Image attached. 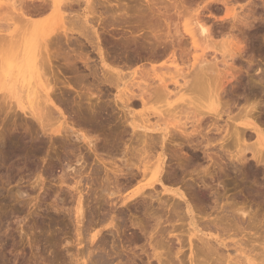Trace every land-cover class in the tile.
I'll list each match as a JSON object with an SVG mask.
<instances>
[{
    "label": "rangeland",
    "instance_id": "rangeland-1",
    "mask_svg": "<svg viewBox=\"0 0 264 264\" xmlns=\"http://www.w3.org/2000/svg\"><path fill=\"white\" fill-rule=\"evenodd\" d=\"M7 1L9 2L7 3ZM15 1L11 0V2H14L15 4L14 8H16V10L17 7L18 8L21 7L22 4L26 5V7L28 5V9L25 8L26 11L24 10L23 12L22 9L25 6L23 8L22 7L19 8L22 10V11L20 10V12L23 13L22 14L20 12L18 13V11L16 12L15 9L12 7L13 9L11 8V12L14 14L12 16L10 9L7 8L8 5H11L10 0H0V13L2 14L0 16L2 18L6 17L7 19V23L6 21H3L6 19H2L3 21L2 23L0 21L1 26L2 25L4 26L0 28L2 29L7 28V30L9 29L8 31L11 32L14 31V33L15 31H20L21 33H24L25 31L30 33H35L39 40V42L37 43H40V41L41 42L44 41L46 43V46H48L47 49L50 48V51L48 49L47 52L48 55L51 54L50 52H53L54 56L52 54L50 55L52 59L49 58L50 56H48L49 63H47L48 65L46 64L47 66H45V73L47 74L46 77L48 78L50 85L52 86V89H54L53 90L54 92H52L51 94V98L53 102L54 101L57 102L54 103L59 109V111H61L62 114L64 113L63 117L61 118V116L59 115V111H57L58 109L52 108L53 118L55 119L59 118L60 122L63 121L64 126L68 128L70 132H68L66 128L65 130L68 132V134H72V135H68V134L65 135V133L63 132L62 135L59 137L54 136L52 138H49L48 136L42 133L41 128L38 125L37 121H35L28 114L21 112L19 109L15 107V100L11 99L9 101L6 99L7 101L5 100L2 103L1 101L2 93L0 92V105H1L0 107V264H46L48 257L51 256L53 260L54 258H57L54 260L55 263L53 264H65V263L67 264L68 263L67 258H69L70 255H73L74 257L78 256V259L83 257V254L86 253L85 249L88 245L87 238H89L94 233H98L96 237L97 239H95L96 240L95 241L96 245H94L96 246L95 248L99 247L98 249H103L105 247L106 248L105 251L111 253L112 250L113 253L114 252L113 250H115L116 253L119 251V254L121 255H125V253L127 254V252L130 250L131 252L137 251L138 253L140 252V247L145 242V238L142 236L144 234L141 235L136 227L133 228L132 226L130 227V225L133 223H140L143 225L148 224L146 227L148 229L147 231H149V229L151 230V228H153L154 222H156L158 219H159L158 221L161 222L162 227L169 226L170 225L168 223L169 221H172L171 224L174 223L173 225L176 226L175 228H177L176 231L178 230L177 232L175 231L176 233L174 234L179 236L180 240L184 239L183 251L185 252V257L187 258L189 255L188 235H189V229L191 230V227H189V223H188L189 220L186 218L187 215H186L184 201H186L190 205L192 210V216L194 218V222L196 220L195 223L198 229L199 230L203 229L202 230L203 232H210L213 235L219 237L220 239L222 240L224 239V243L227 247V248L225 247L223 248L222 246H218L211 241L212 247L214 245L215 248V249L212 248L214 249L212 255L211 254L209 255L207 253L208 257L201 256L200 260L198 262L196 261V264H223L225 263L224 261H226L225 257L229 255V253L230 255L228 256L229 258L227 259V261L231 262L230 259L238 255L236 254L235 256H231L233 255V252L237 247L236 244L233 245L236 242L241 244V247L246 246L245 248H242L243 250L246 251L248 249L247 252L248 251L250 252L252 250L251 252L253 253H251V255H258L259 253H261V250H264L263 249L264 248V193H263L264 192V171H263L264 161H261L259 163L253 161L250 153L251 152L250 149L246 150L245 152L246 155L245 161L235 162L234 161L235 159L232 160L229 157L230 154L232 156L235 154L234 152H236L234 151L237 149L236 146L237 143L235 139L234 138L228 139L226 140L227 142L225 141L226 142L225 144L222 143L221 141H218L220 139V136H216L217 138L215 137V135L218 134L220 135V132L222 133L223 132L222 130L225 129H228L229 133L231 134L233 123L231 121L230 123L229 120L227 121L226 115L224 114L222 115L221 118L217 119V125L221 126L219 133L217 132L210 133L207 130H204L206 128L203 127H207L208 125L211 124V123L209 124L208 123L209 121L207 120L208 119L210 121L214 120V118L211 120V116H210L211 114L205 116L207 117L206 118L207 120L205 119L204 121L202 132L205 133L207 131L206 132L207 138L210 137L209 134H213L211 135L213 136V138L211 137V139H209V143L212 144L208 146L207 144L209 143H206L207 141L205 137L203 139L200 138L202 136H198V138L195 139L193 138L192 142H189V138L187 139L184 138V136L182 137V135L180 133H177L176 130L173 131L172 130L173 128L172 129L170 128L171 127V123H170L168 125L169 131L171 130V133L173 135L169 133V135L171 136L169 137V135H167L165 137L166 140L163 144V152L165 156L163 158V168L160 174V182H153L152 185L146 186V183L148 182L149 178H146V180L144 181L141 180L142 182H139V180L141 179L140 174L136 175V170L134 168L131 169L133 172L129 169L128 171L127 168H125L124 165L125 163L123 161L128 159L130 156L129 153L128 154L126 153L127 147L128 149H130L129 152L131 151V149L139 147L135 150L137 151L138 149H140V146L142 148L144 144L147 143H142L143 141L141 142V140L144 139H140L139 141L140 143L137 142L138 141L137 135H134L136 136L137 138L136 139L131 133V128L128 125L129 122L126 123L125 121H123L125 122L124 124L121 121L124 120L123 118L124 116L121 110L122 104L121 102L118 101L117 98L121 97L120 95L123 96L121 92L126 94L127 89H129V91L135 90L134 93H137L138 92L136 91L138 90L137 86H132V84L135 85L137 84V82L139 83L140 81L143 84L142 80L139 79L144 78V81L145 80L147 81V79H149V81H153L157 79V76L161 77V74L162 77H169L166 75H170V76L176 75L174 72L177 69H183L184 71L183 72L180 71V74L184 76L186 75L185 80L188 81L189 84L191 85V86L189 85V87H191L189 88L190 90L188 88L185 91L183 90L184 92L183 91L182 92L184 94L181 92L180 94H183L181 97L178 96L174 98L171 97L170 98L171 101H169L170 99L164 102L163 101L159 102L154 100L153 103H151V105H148L145 108L147 112L148 111L152 112L158 109L160 110L162 108H165L163 107V105L165 106V103H171L173 106L177 104L178 106L177 105L176 106L178 107V109L181 107V105L184 108L188 106L186 110H188L189 113L191 112L196 113L199 111V109L203 112H206V110L210 109L212 105H214V101L212 100L213 97H210L208 95L212 96V94L216 92L217 89L216 85L218 84L217 86L219 88L217 91L219 92L216 93L217 95H219L218 99H219V104L221 105V106L219 105L221 108L219 107L218 110L224 111L226 108H228L226 106L229 105V110L227 109V111L228 112L230 111L229 116L231 118L238 117L239 115H242L246 112H249V110H251V112L248 113L250 114L249 118L251 117L250 119L261 130H263L264 129V89L262 88H264V84H263L264 83V0H201V1L200 0H153L154 2H156L155 7L151 6L148 8L146 7V3L148 0H89V3L87 5L89 6L88 9H86L87 6L84 3L82 4L83 0H81V2L78 0L79 1L78 4L80 5L81 3L80 5L81 7L79 6V9L81 10L83 9V10L79 11V9H77L78 7L76 6L77 4L75 3L73 7L76 10V12L74 9H73L74 11L72 12L69 8L68 9L70 11L66 9L67 8L66 4H69V2H66L65 0H58L59 7L58 9L55 10L51 8L49 9V7L47 10L44 9L48 6L47 3H49V1L46 0L45 2L47 3L45 5L46 7L44 8L40 7L41 4L44 3V0H42V2H40L41 0L40 1L38 0L40 3L38 1H35L37 3H32L34 2V0L33 1L31 0L30 2L31 4H33L32 6H29L31 5L30 2H28L29 0L27 1L25 0L26 1L25 3H23L22 0H18L19 4L18 2ZM64 1L66 8L64 7V5L61 6L62 2L64 3ZM20 2L22 3L20 4ZM104 2L106 5L104 4ZM171 2H178V3L183 2L182 4L184 5V7L182 8L184 9H182L179 6L180 8H178V10L180 9L179 12L182 13L181 16H179L178 18L175 15L176 10L174 9L171 10V8L167 7V5L169 6V3ZM16 3L18 4L17 7H16L17 5ZM38 3H39L38 6L35 5ZM97 3L98 4L100 3V5L104 4V6L106 7L104 6L102 7V5L100 7V5H98ZM36 6L42 8V10L36 8ZM42 6H44V4H42ZM225 6L226 7L229 6L228 7L229 9H227ZM230 7L232 11H230ZM167 8H169V10ZM27 10H30V12L26 13L28 12ZM88 10L91 11L88 12ZM155 10L160 12V14L157 13ZM151 11L152 13H150ZM225 11L228 12L229 14H226ZM3 13H5V15ZM153 13H155L157 17L160 16V18L163 17L161 16V14H163L164 15L163 19H165V15H166L165 13H167L166 17L167 16H171V18L173 17L171 21L170 31L164 27L165 24L163 23V19H162V23L157 22L158 20L160 21V19L159 18L157 19V17ZM26 14H28L29 16ZM80 14L82 15L80 16ZM7 15L9 16L7 17ZM10 15L12 16V18H10L11 17ZM18 15L21 16L20 17V19H22L21 22L19 18L16 19L17 17H19ZM63 15H65L66 18ZM76 15L79 16V17L77 16L78 21L73 18ZM143 15L144 17H142ZM195 15L196 16L199 15L201 19L198 16L197 18L200 19L198 20L197 18H195L196 17ZM234 15L236 16L235 18H233ZM14 16L16 18H14ZM80 17L81 18L83 17L81 21H79ZM146 17H150V18H146ZM68 18L70 22L66 21L68 20ZM140 18H143L144 20ZM70 19H74L73 23L75 25L81 26V31H80L81 36L87 33L86 36L89 38L91 43L88 42V40H85L84 37L81 38L80 35L78 36L77 33L78 30H80V27L77 30L76 27L73 26L74 24H71ZM83 20H87V21L85 22ZM147 20H148V24L149 22L154 21L153 24L159 26L160 28L155 25H152V23L151 25L149 24L150 26L146 23H143L144 21L146 22ZM10 21L12 22L11 24ZM65 21L67 22V24L65 23ZM82 21L83 23H86L87 26L85 27L87 29L83 27L84 25H81L83 24ZM197 21L201 22L200 25H202L203 23L204 26L205 24V27L208 28L206 29L210 32V33L208 32V35L210 34L208 37L210 38L206 39L207 37H205L206 41L204 37L198 36L199 34L194 28V25H196L195 22ZM78 22H81V24ZM8 23H9V28H8ZM87 23L89 24V26ZM13 24L14 27L12 26ZM24 24L30 25V26L28 25L29 26L28 30L26 28L27 25L23 26V28L21 27ZM63 26L66 27L65 30L69 31L68 33V35H70L69 39L68 36L67 38L62 36L63 33L62 30L64 31ZM152 26H155V28H153ZM12 27L13 29L10 30ZM83 28L87 30V31L85 30L86 32L84 34H82L84 31L82 30ZM90 28L93 30L92 32ZM190 28L191 29L194 28L193 29L194 33L196 32L198 34L195 36L197 39L194 38V40H196L194 41L195 44H192L188 37V32L192 31ZM22 29L24 30L23 32ZM57 29L58 31L56 32ZM70 29L71 30L74 29V31H70ZM174 31H176L177 34H183L184 36L183 37L184 44L181 45L180 48V50L182 51L183 62L177 59L175 64H172L171 60L173 61V58H171V50H172L171 36L174 34ZM93 32L99 34L98 36H100L99 37L100 40L102 39L101 41L103 45V51L104 53H107L104 55H108L107 57H105V62H104L106 64L105 67H103L98 55L96 54L97 53L96 49L93 48L95 46L93 45L95 41L92 40V38L93 39L95 38L93 36L94 35ZM5 33H4V37L7 36L8 34L7 32ZM57 33L58 35L61 34L60 36H62V38L58 36L60 39V40L58 39L59 42L58 40L56 42L55 39L57 37L55 38V36H53V35L57 36ZM154 33L155 36H158V39L160 38L159 43L161 45L157 42L159 40L156 37H155L156 38L155 41L154 39H152L154 38L153 36ZM1 34L3 35V33H0V40H2L3 42L0 41V45L3 43L1 46L2 48L5 49L7 45L4 44L6 42L8 44L7 40L9 39H5V40L1 39ZM146 36H148L149 38ZM50 37L52 38L49 39ZM63 37L66 39H64ZM163 38L166 40H162ZM126 40L127 41L129 40L130 42L128 41L127 44ZM147 43L151 44L149 45L151 47H149ZM123 44L124 46H122ZM10 45H8V47H10ZM129 45L132 46L130 47ZM206 45L210 46V49L206 50V52L203 53V55L205 54V57H203L201 49ZM237 45H238L237 49L236 47L234 48V46ZM142 46L144 49L142 48ZM2 48H0V51L3 50ZM70 50L71 51L74 50L75 53L73 51L71 52ZM180 50L178 48H175V51H177L178 53H180ZM238 50H240L241 52H238ZM149 51L150 52L153 51V54L156 55L155 56L151 55ZM63 52H67L66 54L68 55L71 54L73 57H75L76 66L73 63H70L74 65V66L72 65L73 67H71L70 64L63 61L61 56L63 55ZM57 53L61 56V58L59 57V55L57 56ZM55 57L57 58V60L54 59ZM202 57L205 58V60L207 59L206 62L210 63V66L213 62L211 67L213 69L207 67L208 63L207 65L202 64L203 66H205L204 67L205 69L203 68L205 71H203L202 69L203 66L201 67V70L203 71V72L201 71L203 77L205 74L208 77V78L205 77L207 81L202 77V75L200 78L204 79L203 80L204 86L207 85V87L210 88L213 85L212 89L214 92L210 91L211 89L209 88L207 89L206 86L204 88L203 83L201 85H198V81H200L198 77L200 76L201 72L197 70L199 69L198 67L200 66L199 64L201 62L200 60L203 59ZM77 58L79 60H77ZM195 58L197 59L194 60ZM84 60L87 61L85 62ZM197 64L199 66L196 67ZM175 66L177 67V69L175 68ZM193 66L196 68L194 69ZM164 67L165 69L168 68L170 70L168 69L165 70L163 69ZM159 68L162 69L160 70ZM173 68H175L176 70H174ZM206 68L207 69L210 68V69L207 70ZM156 69L160 71L158 72ZM192 69L194 71L196 70V72H194ZM107 70H108V74H107ZM153 70H155V72ZM145 71L149 72L150 74L147 73L146 75ZM161 71L163 73L159 74ZM167 71H170L171 73ZM103 73L104 76H107L108 79H110L109 81L110 83L106 84L103 82V77H102ZM151 73H153V75H151ZM196 73H198L199 76ZM90 75H92L93 77ZM111 75H113V77ZM115 75L116 77L117 75H119L122 81L119 78L116 80ZM146 76H148V78ZM227 77L229 78V80L231 78L230 81L228 80L229 82L228 81L226 82V80L228 79ZM21 78L22 77L19 78L18 82L16 83V86L14 87L15 89L14 95L16 96L17 99H19V101H21V103L24 104V102L26 103V99H25V91L22 88ZM181 78L178 77L177 79H180V82H182ZM192 78L197 81V85L199 86L197 88L198 90H196L195 88L197 86L195 85L196 83L193 84V82L196 81H194ZM213 78H215L216 80ZM76 79L77 80L79 79L80 82L77 81ZM99 79L101 80V82H99ZM115 80L118 82L117 85L115 84L118 87L114 85V83H117L115 82ZM190 80L192 81V83L190 82ZM219 81L221 82L220 84ZM74 83L78 85H75ZM192 85L194 88L192 87ZM220 85H222V87ZM16 87L18 88L17 90ZM124 87L125 88L128 87V88L125 89ZM172 88L173 86L170 87V89ZM201 88H203L204 91H202ZM248 88L254 93L251 92L250 95V90ZM206 89L207 92L203 93L205 92ZM208 90L210 91L211 94L208 92ZM247 90L249 91V94ZM129 91L127 90V92ZM117 95H119V97ZM231 95H233L234 97ZM206 96H208V98L210 97V99H207ZM56 99H58L59 101ZM229 103L233 106H231ZM95 105L96 106L99 105V107L104 106V109L106 107L107 110H105V112L108 113L110 117L114 118L113 121L114 123L111 122L110 125L107 126V128L106 127L101 128V131L95 134L89 135L86 134L85 130H81L82 133H85L87 136L89 135L90 136L89 138L92 139V143L96 145L97 152H95L94 154L93 151L90 150L87 145H85V143L76 140L75 136L78 135L80 132H78V134L76 133V131L79 128L74 125V120L76 119L77 110H79L80 108L87 110L88 108H94L93 106ZM10 106H12L11 109ZM64 106L67 107L65 108ZM132 107L131 106L130 108L128 107L129 109L127 110L128 111L131 110V112L134 114V117L138 116V118L142 120V118H140L139 115L143 111V109L139 105ZM183 107H181L180 109H182ZM13 108L14 111H12ZM246 108L247 110H245ZM241 111H243L244 113ZM183 116L184 115H181L180 118L183 119ZM134 117H132V120L130 118V121L133 122L134 120V123H136V125H142L141 123L142 121L140 122L141 123L140 124L139 122H136L137 119L136 118L134 119ZM184 117L186 118L187 116ZM55 119H53V122L55 121ZM149 119H150V123H152L155 122L157 118L155 115H150ZM225 121L228 124L225 123ZM166 122L168 123L170 121H166ZM182 122L188 124L190 123V120L183 119ZM206 122L208 123V125L205 124ZM227 125H229L231 129H229ZM238 127H239L238 130L240 129L241 132L242 130L245 131L246 129L245 131L246 133L244 132V134H246L247 137L250 135L252 136L251 137L252 139L251 138L246 139L247 144H252L255 141L253 131H250L248 128H244L241 126ZM186 128H187L186 133H189V131L191 130L190 124L186 125ZM248 133L250 135H248ZM152 137L155 138V140L159 138L158 134L156 133L153 134ZM214 138H216V140L212 141V139ZM130 139L131 141H129ZM241 141H240V145L242 144ZM129 142H131L132 144ZM232 142L234 144V147ZM203 143L204 144L206 143V146ZM219 143L220 145L223 144L222 146L224 147L228 146L229 148L225 147L226 148L225 149L223 147L224 148V152H223L222 148L219 147L220 146ZM136 144L139 146H137ZM104 145H106L107 147L105 146L104 148ZM132 145H134L135 147ZM190 145L192 147H190ZM156 146L157 149L160 147L159 144H157ZM241 146L243 147V144ZM224 153L226 155H224ZM262 155L264 156V153H262ZM150 159L154 161V159L149 158V160ZM130 160L132 161V159ZM249 165L251 167H249ZM131 172L134 173L135 175L132 174ZM131 175L133 176L131 177ZM133 177L134 180H131L133 179ZM77 181H80L79 182L80 184ZM134 181L136 183H134ZM162 185L167 189H169V192H164L162 190L163 189ZM141 186L142 188L144 187L141 191L144 192L143 193L144 196L142 195L140 197L139 194L132 196L124 203L116 205L115 208L113 207L114 203L113 204L110 203L112 200L114 202L115 200L114 198L117 199L118 196H126V197L131 196L132 194L136 193L137 189ZM107 190L110 191V193L107 192ZM77 192H80L81 194L82 211L84 216V217L82 216L81 219L82 221H80V225H77V222L75 221L76 218L74 215V208L76 206V202H77L76 200L78 198ZM173 192L181 193L184 196V200L181 199L179 196H175ZM151 194L153 195V199L147 197V195L150 196ZM156 195L158 196L156 197ZM104 196L106 197L105 199ZM108 196L110 198H108ZM106 200H108V203ZM172 205L174 206V208ZM171 207L173 208V210ZM175 211L178 212L174 213ZM237 211L239 213H241V211L244 212L245 216H242L241 218L240 215H238L239 213H237ZM154 212L155 214H153ZM162 213L165 214L163 215ZM116 216L118 217L117 220H116ZM228 216L230 217V219ZM111 219H113L112 223L115 224V226L118 225L117 227L120 226L119 228H121L122 230L124 229V231H121L119 233L120 234L119 236L117 235L115 236V234H111L108 231L110 230L109 229L110 225L108 222L111 221ZM219 219L222 220L220 221ZM234 221L236 224L234 223ZM210 223L212 224L214 223V224L210 225ZM201 224L202 227H200ZM216 224L218 225V227ZM224 224H226V226ZM236 225L237 226L239 225L238 226L239 228ZM77 226H80L82 229V230L80 229V234H81L80 236L82 238L80 236L78 237L77 235L78 234L76 232ZM215 226L217 228H220L222 226L220 228L221 230L220 229L218 230ZM87 227L88 229H86ZM87 230L89 231V233ZM86 232L89 235H87ZM220 232H224V233L226 232V233L221 234ZM130 234L131 235L136 234L139 235L140 237L142 236L143 239L141 238L142 240L140 242L133 244L131 243L132 245L131 244L128 245L126 239L130 238L131 236ZM198 234L200 233H196L197 237ZM252 234L253 236H251ZM145 235L144 236L147 237V233ZM197 237L195 235L191 237L193 249H195L194 248L195 246L200 245L199 244L200 242L197 240L198 239ZM249 237L250 240H248ZM77 239L79 241H77ZM100 239L101 240L103 239V241L101 242ZM117 241L118 243H116ZM79 242L81 244H79ZM120 242H122V245L121 244L117 245ZM112 244L114 248L112 247ZM175 246L176 248L178 247L177 244ZM111 247L113 249H111ZM95 248L92 247L90 249L91 258L89 259L86 258L87 261L88 260L89 261L88 262L86 261L87 263L85 262L84 264L94 263L95 259L92 258L93 257L92 250L94 254L95 252L98 251V250L95 251ZM123 248H125L126 251H124ZM222 253L224 255H222ZM54 254L57 255L58 257L55 256ZM216 258H218V260ZM254 258H256V256ZM92 259H94V261ZM236 259L237 258H234L235 261H237ZM218 261L220 263H218ZM240 262L241 263L239 264H242V261ZM78 263L81 264V261ZM236 263L238 264V262Z\"/></svg>",
    "mask_w": 264,
    "mask_h": 264
},
{
    "label": "bare ground",
    "instance_id": "bare-ground-1",
    "mask_svg": "<svg viewBox=\"0 0 264 264\" xmlns=\"http://www.w3.org/2000/svg\"><path fill=\"white\" fill-rule=\"evenodd\" d=\"M13 1V0H12ZM15 1V0H14ZM27 1V0H26ZM25 0H22V2L23 3H25L26 2ZM31 0H29L28 2H30ZM33 1V0H32ZM35 1H38V0H34V2H32V3H37V2H35ZM40 1V0H39ZM38 1V2H39ZM46 1H49V3H50V0H46ZM65 1L66 2H69V4H66L67 5V8H66V5H65ZM64 1V3L62 2V4H61V6H63L64 5V7L66 8V9H70L71 10V12L72 11H74L75 9H74V5H75V3L77 4L76 6L78 7L77 9H79V6L81 5V3H80V5L78 4V2L80 1L81 2V0H65ZM84 1V2H83ZM82 1V4L84 3L86 6L88 5V3H89V0H83ZM201 1V0H200ZM9 1H7V3H8ZM10 2H11V0H10ZM15 2H18V0H16ZM22 2H20V4L22 3ZM28 2H27V4H28ZM40 2H42V0L40 1ZM39 2V3H40ZM98 2V1H97ZM108 2V1H107ZM39 3L38 4H35V5H39ZM46 3L47 2H45V0H44V3H42V4H44V6H42V4H41V6L40 7H42V8H44V7H46L45 5H46ZM49 3H47V7L46 8H44L45 10H47L48 9V7H49V9L51 8V9H58V0H51V3L49 4ZM74 3V4H73ZM102 3V2H101ZM109 3V2H108ZM183 3V2H182ZM181 2L180 3H178V2H171V3H169V6L167 5V7H169V8H171V10H176V16H177V18L179 17V16H181V13L182 12H179V10H178V8H182V7H184V5L182 4ZM17 4V3H16ZM18 4H19V2H18ZM18 4L16 5V7L18 6ZM30 4H31V2H30ZM98 4V3H97ZM104 4H105V2H104ZM104 4L102 5V7L104 6ZM110 4H111V2H110ZM109 4V5H110ZM14 2H11V5H8L7 6V4H6V6H7V8L8 9H10V12H11V8L13 7L14 8ZM33 4H31V5H29V6H32ZM98 5H100V3L98 4ZM97 5V6H98ZM101 5H100V7H101ZM106 5V4H105ZM155 5H156V2H154L153 0H148L147 1V3H146V7L148 8V7H151V6H154L155 7ZM226 5V4H225ZM25 6V7H24ZM36 6V8H38V9H40V10H42V8H40V7H37ZM83 6V5H82ZM112 6V5H111ZM180 6V7H179ZM235 6V5H234ZM23 9V12H24V10L26 11V9H28V5H27V7H26V5H24V4H22V6H21ZM21 7H19V8H21ZM81 7V6H80ZM93 7V6H92ZM104 7H106V6H104ZM121 7V6H120ZM166 7V6H165ZM164 7V8H165ZM226 7V6H225ZM229 7V6H228ZM228 7H226L227 9H229ZM236 7V6H235ZM12 8V9H13ZM18 7H17V10H16V8H14L15 9V11L17 12L18 11V13L20 12V10L21 9H19ZM26 8V9H25ZM36 8H35V10H36ZM61 8V7H60ZM83 8V7H82ZM89 8V6H87V8L86 9H88ZM95 8V7H94ZM110 8V7H109ZM169 8H167L168 10H169ZM190 8V7H189ZM225 8V9H226ZM30 9V8H29ZM32 9V8H31ZM43 9V10H44ZM63 9V8H62ZM66 9H65V11H66ZM68 9V11H70ZM74 9V10H73ZM90 9H91V6H90ZM145 9V8H144ZM166 9V8H165ZM182 9H184V8H182ZM237 9V8H236ZM21 10V11H22ZM33 10V9H32ZM64 10V9H63ZM81 9H79V11H80ZM83 10V9H82ZM81 10V11H82ZM95 10V9H94ZM98 10V9H97ZM108 10V9H107ZM112 10V9H111ZM139 10V9H138ZM142 10V9H141ZM168 10H166V11H168ZM196 10V9H195ZM200 10V9H199ZM28 12H26V13H29L30 12V10H27ZM67 11V12H68ZM79 11H78V13H79ZM89 11H91V10H88V12ZM104 11V10H103ZM113 11V10H112ZM140 11V10H139ZM138 11V12H139ZM143 11V10H142ZM156 11V10H155ZM178 11V12H177ZM227 11V10H226ZM225 11V12H226ZM230 11H232L231 10V7H230ZM229 11V12H230ZM32 12V11H31ZM38 12V11H37ZM59 12V11H58ZM66 12V13H67ZM75 12H76V10H75ZM144 12V11H143ZM149 12V11H148ZM157 13H159L160 14V12H158V11H156ZM191 12V11H190ZM7 13V12H6ZM12 13V12H11ZM20 13H22V12H20ZM40 13V12H39ZM42 13H43V11H42ZM44 13H45V11H44ZM74 13V12H73ZM72 13V14H73ZM77 13V14H78ZM95 13V12H94ZM93 13V14H94ZM142 13V12H141ZM150 13H152V11L150 12ZM198 13V12H197ZM199 13H201V12H199ZM4 15H5V13H3ZM23 14V13H22ZM32 14V13H31ZM30 14V15H31ZM63 14V13H62ZM71 14V15H72ZM76 14V13H75ZM74 14V15H75ZM89 14H91V13H89ZM106 14V13H105ZM104 14V15H105ZM144 14V13H143ZM153 14H155V13H153ZM166 15H167V13H165ZM193 14V13H192ZM226 14H229L228 12H226ZM234 14V13H233ZM237 14H239V13H237ZM0 15H2L1 13H0ZM14 14L12 13V16H13ZM16 15V14H15ZM26 15H28V14H26ZM70 15V14H69ZM79 15V14H78ZM78 15H76V16H74L73 18L74 19H76L77 20V16ZM82 14H80V16H81ZM102 15V14H101ZM142 15V14H141ZM140 15V16H141ZM166 15H165V19H163V17H164V15L163 14H161V16H163L162 18H160V16L159 17H157V15L155 14V16L157 17V19L159 18L160 19V21L158 20L157 22H160V23H162V19H163V23L166 25H164V27L165 28H167L169 31H170V26H171V21H172V19H173V17L171 18V16H167L166 17ZM236 15V14H235ZM234 15V17L233 18H235L236 16ZM9 15H7V17H8ZM11 16V15H10ZM12 16L10 17V18H12ZM17 16V15H16ZM19 17H15L14 16V18H16V19H20V15H18ZM29 16V15H28ZM32 16V15H31ZM30 16V17H31ZM38 16H39V14H38ZM41 16V15H40ZM64 17H65V15H63ZM99 16V15H98ZM139 16V17H140ZM196 16V15H195ZM199 16V15H198ZM198 16H196L195 18H197ZM228 16V15H227ZM226 16V17H227ZM239 16V15H238ZM243 16V15H242ZM1 17V16H0ZM5 17V16H4ZM37 17V16H36ZM79 17V16H78ZM84 17V16H83ZM82 17V18H83ZM104 17V16H103ZM106 17V16H105ZM142 17H144V15L142 16ZM152 17V16H151ZM231 17V16H230ZM23 18V17H22ZM63 18V17H62ZM66 18V17H65ZM81 17H80V19H79V21H81V19H82ZM85 18V17H84ZM87 18H89V17H87ZM97 18V17H96ZM95 18V19H96ZM146 18H150V17H146ZM153 18V17H152ZM199 18H200V16H199ZM199 18H197L198 20H200ZM2 19H6V17L5 18H0V21H1V23L3 22V21H6V23H7V19L6 20H3L2 21ZM60 19V18H59ZM64 19V18H63ZM74 19H70L71 20V24H74L73 22H74ZM92 19V18H91ZM140 19H143V18H140ZM156 19V20H157ZM230 19H232V18H230ZM245 19V18H244ZM11 20V19H10ZM21 20L22 19H20V22H21ZM73 20V21H72ZM75 20V21H76ZM99 20V19H98ZM144 20V19H143ZM196 20V19H195ZM9 21V20H8ZM24 21V20H23ZM63 21V20H62ZM67 22H70L69 21V18H68V20H66ZM65 21V23L67 24V22ZM78 21V20H77ZM83 21H87V20H83ZM83 21H82V23H83ZM101 21V20H100ZM202 21V20H201ZM243 21V20H242ZM16 22V21H15ZM27 22V21H26ZM25 22V23H26ZM29 22V21H28ZM154 22V21H153ZM153 22H149V24L151 25V23H152V25H155V24H153ZM239 22V21H238ZM12 22L10 21V24H11ZM24 23V22H23ZM22 23V24H23ZM62 23V22H61ZM76 23V22H75ZM78 23H80L81 24V22H78ZM141 23H142V21H141ZM143 23H146V24H148V20L145 22H143ZM155 23H156V21H155ZM198 23H199V25H198ZM200 23L201 22H195V24L196 25H194V28H195V30L197 31V33L199 34H197L196 32L194 33V31H193V29L194 28H190L192 31H189L188 32V37H189V40L191 41V43L192 44H195V42L194 41H196V40H194V38L195 39H197L195 36L196 35H198L199 37L200 36H202V37H204V39H205V37H207L206 39H208V38H210V37H208L209 35H208V28L207 27H205V24H204V26H203V23H202V25H200ZM15 24V23H14ZM14 24L12 25L13 27H14ZM65 24V25H66ZM88 24V23H87ZM91 24V23H90ZM148 24V25H149ZM246 24V23H245ZM21 25V24H20ZM27 25V30H28V27L30 26L29 24H26ZM25 24L24 25H22L21 27L23 28V26H26ZM29 25V26H28ZM37 25V24H36ZM79 25V24H78ZM81 25H84L83 27H85V26H87L86 25V23H83V24H81ZM139 25H140V23H139ZM149 25V26H150ZM198 25V26H197ZM242 25V24H241ZM17 26V25H16ZM67 26V25H66ZM71 26V25H70ZM74 27H76V29L78 30L79 29V27H80V30H78V36L80 35V37L82 38V37H84V39L85 40H88V42H90V40H89V38L86 36L87 35V33L85 34V35H83V36H81V26L79 25V26H77V25H73ZM73 26H72V28H73ZM88 26H89V24H88ZM102 26V25H101ZM108 26V25H107ZM148 26V27H149ZM155 26H157V25H155ZM155 26H152L153 28H155ZM162 26V25H161ZM196 26V27H195ZM0 27H4L3 25L1 26V24H0ZM6 27V26H5ZM13 27L10 29V30H12L13 29ZM20 27V26H19ZM64 27V26H63ZM68 27V26H67ZM78 27V28H77ZM109 27V26H108ZM147 27V26H146ZM157 27H159V26H157ZM157 27H156V29H157ZM163 27V28H164ZM193 27V26H192ZM8 28H9V23H8ZM65 28L66 27H64V31L62 30V36H64V37H66L67 38V36H68V39H69V36L70 35H68V33H69V31L68 30H65ZM71 28V29H72ZM86 28V27H85ZM85 28H83L82 30H84L83 31V33L82 34H84L87 30V28L85 29ZM89 28V27H88ZM144 28V27H143ZM160 28V27H159ZM207 28V29H206ZM5 29H6V31H5ZM0 28V33H3V35L1 34V39H9V40H7L8 41V44H7V42L4 44V45H7V47L4 49V48H2V44L0 45V48H2L3 50H1L0 51V92L2 93L1 94V97H2V99H1V101H2V103H3V101H5L6 99L7 100H15V107L17 108V109H19L21 112H23V113H26V114H28L31 118H33L35 121H37V123H38V125L40 126V128H41V131H42V133L44 134V135H46V136H48L49 138H52V137H54V136H61L62 135V133L64 132L65 133V135H67L68 134V132H70L69 130H68V128H66L65 126H64V122L62 121V122H60L59 121V118L58 119H55V118H53V111H52V108H57V106L55 105V103H57V102H53V100H52V98H51V94H52V92H54L53 90L54 89H52V86L50 85V82H49V80H48V78L46 77V73H45V66H47L48 64L47 63H49L48 62V59L49 58H51L52 59V57L50 56L51 54L53 55V52H50L51 54L50 55H48V49H49V51H50V48H48L47 49V47L48 46H46V43L44 42V41H40V43H37V42H39V40H38V38H37V36H36V34L35 33H30V32H27V31H25L24 33H21L20 31H15V33H14V31H8L7 30V28ZM21 29V28H20ZM68 29V28H67ZM70 29V31H74V29L73 30H71ZM91 29V28H90ZM106 29V28H105ZM16 30H18V29H16ZM40 30V29H39ZM86 30V31H85ZM147 30H149V29H147ZM24 30L22 29V32H23ZM58 31V29L56 30V32ZM59 31H60V29H59ZM76 31V30H75ZM93 30L91 29V32H92ZM5 32H7L8 34H7V36H5L4 37V33ZM17 32V33H16ZM19 32V33H18ZM38 32V31H37ZM50 32V31H49ZM91 32H89V33H91ZM60 33V32H59ZM72 33V32H71ZM70 33V34H71ZM94 33V39L92 38V40H94L95 42L93 43V45H95L93 48L94 49H96V51H97V55H98V57H99V59H100V61H101V63H102V65H103V67H105L106 66V64L104 63L105 62V57H107L108 55H104V54H107V53H104V51H103V45H102V39L100 40V36H98L99 34H97L96 32H93ZM169 33V32H168ZM210 33V32H209ZM228 33V32H227ZM6 34V33H5ZM159 34V33H158ZM167 34V33H166ZM171 34V33H170ZM225 34V33H224ZM48 35V34H47ZM61 34H59L58 35V33H57V36L56 35H53V36H55V40H56V42H57V40L59 39V37L60 38H62V36H60ZM88 35H90V34H88ZM150 35V34H149ZM172 35V34H171ZM59 36V37H58ZM86 36V37H85ZM92 36V37H93ZM154 38H152V36H151V38L152 39H154V41L156 40V38L158 39V36H155V33H154ZM160 36V35H159ZM165 36V35H164ZM63 37V38H64ZM91 37V36H90ZM146 37H148V36H146ZM156 37V38H155ZM162 37V36H161ZM168 37V36H167ZM183 34H177V32L176 31H174V34L171 36V40H172V46H171V58H173V61L171 60V62H172V64H175V62L177 61V59L179 60V61H182V51L180 50V48H181V45H183L184 44V39H183ZM52 37H50L49 39H51ZM66 38H64V39H66ZM79 38V37H78ZM86 38H88V39H86ZM149 38V37H148ZM169 38V37H168ZM63 39V40H64ZM71 39V38H70ZM144 39V38H143ZM203 39V40H204ZM206 39H205V41H206ZM45 40V39H44ZM53 40V39H52ZM60 40V39H59ZM59 40H58V42H59ZM124 40V39H123ZM146 40V39H145ZM159 41H157L158 43L160 42V38L158 39ZM162 40H166V39H162ZM170 40V39H169ZM170 40V41H171ZM0 41H2V40H0ZM9 41H10V43H9ZM46 41H48V40H46ZM68 41V40H67ZM74 41V40H73ZM77 41V40H76ZM127 41V40H126ZM129 41V40H128ZM128 41L126 42L127 44H128ZM150 41V40H149ZM148 41V42H149ZM153 41V42H154ZM3 42V41H2ZM53 42H55V41H53ZM63 42V41H62ZM70 42V41H69ZM130 42V41H129ZM165 42V41H164ZM168 42V41H167ZM166 42V43H167ZM208 42V41H207ZM65 43V42H64ZM64 43H62V44H64ZM74 43V42H73ZM77 43V42H76ZM91 43V42H90ZM105 43V42H104ZM124 43V42H123ZM134 43V42H133ZM169 43V42H168ZM11 44V45H10ZM49 44V43H48ZM47 44V45H48ZM61 44V45H62ZM68 44H70V43H68ZM129 44H132V43H129ZM137 44V43H136ZM141 44H142V42H141ZM144 44V43H143ZM148 44V43H147ZM160 44V43H159ZM165 44V43H164ZM236 44V43H235ZM8 45H10V47H8ZM56 45V44H55ZM58 45V44H57ZM66 45V44H65ZM85 45V44H84ZM88 45V44H87ZM104 45H106V44H104ZM146 45V44H145ZM144 45V46H145ZM149 45H151V44H148V46ZM156 45H157V43H156ZM161 45V44H160ZM166 45V44H165ZM209 45V44H208ZM239 45V44H238ZM238 45L237 46H234V48L236 47V49H237V47H238ZM59 46V45H58ZM71 46V45H70ZM77 46V45H76ZM79 46H80V44H79ZM90 46H92V45H90ZM122 46H124V44L122 45ZM125 46H126V44H125ZM128 46V45H127ZM130 47L132 46V45H129ZM136 46V45H135ZM139 46V45H138ZM68 47H69V45H68ZM86 47V46H85ZM141 47V46H140ZM149 47H151V46H149ZM148 47V48H149ZM155 47V46H154ZM166 47V46H165ZM63 48V47H62ZM138 48V47H137ZM142 48H143V46H142ZM147 48V47H146ZM145 48V49H146ZM153 48V47H152ZM151 48V49H152ZM156 48V47H155ZM169 48V47H168ZM175 48H178L179 50H180V53H178L177 51H175ZM241 48V47H240ZM260 48V47H259ZM58 49V48H57ZM61 49V48H60ZM59 49V50H60ZM124 49V48H123ZM136 49V48H135ZM144 49V48H143ZM157 49V48H156ZM208 49H210V46H204L202 49H201V52H202V55H203V53H205L206 52V50H208ZM239 49V48H238ZM126 50V49H125ZM124 50V51H125ZM142 50V49H141ZM169 50V49H168ZM235 50V49H234ZM261 50V49H260ZM51 51H52V49H51ZM61 51V50H60ZM71 51V50H70ZM73 52H74V50H72ZM71 51V52H72ZM106 51V50H105ZM107 51H108V49H107ZM138 51V50H137ZM166 51V50H165ZM133 52V51H132ZM150 52V51H149ZM238 52H241L240 50H238ZM64 53H65V55H64ZM67 52H63V55H61L62 56V59H63V61L64 62H67L68 64H70V63H73L75 66H76V60H75V57H73L71 54L70 55H68V54H66ZM75 53V52H74ZM109 53H110V51H109ZM140 53V52H139ZM151 53V55H156V54H153V51H151L150 52ZM155 53V52H154ZM55 54V53H54ZM73 54V53H72ZM133 54V53H132ZM239 54V53H238ZM56 55V54H55ZM59 54L57 53V56H58ZM74 55V54H73ZM148 55V54H147ZM48 56H50L49 58H48ZM54 56V55H53ZM61 56L59 55V57L61 58ZM215 56V55H214ZM58 57V58H59ZM77 57H78V55H77ZM203 57H205V54L203 55ZM202 57V58H203ZM207 57V56H206ZM229 57V56H228ZM116 58V57H115ZM123 58V57H122ZM138 58V57H137ZM153 58V57H152ZM156 58V57H155ZM202 58H200V59H202ZM227 58V57H226ZM54 59H56L57 60V58L55 57ZM86 59V58H85ZM128 59V58H127ZM197 58H195L194 60H196ZM215 59V58H214ZM232 59V58H231ZM77 60H79L78 58H77ZM205 58H203L202 60H200L201 62L199 63L200 64V66L197 64L196 65V67L197 66H199L197 69V71H202L201 70V67L203 66L202 64H205V65H207V63L208 62H206L207 61V59L205 60ZM213 60V59H212ZM81 61H82V59H81ZM85 61V60H84ZM87 61V60H86ZM85 61V62H86ZM100 61H99V63H100ZM198 61V60H197ZM183 62V61H182ZM212 62V61H211ZM214 62H215V60H214ZM112 63V62H111ZM114 63V62H113ZM197 63V62H196ZM196 63H194V64H196ZM47 64V65H46ZM73 64H70L71 65V67H73L74 65ZM116 64V63H115ZM126 64V63H125ZM128 64V63H127ZM152 64V63H151ZM193 64V65H194ZM212 64H213V62H212ZM212 64H211V66H210V63H208V65H207V67H212ZM65 65V64H64ZM69 65V66H70ZM73 65V66H72ZM88 65V64H87ZM116 66V65H115ZM65 67V66H64ZM166 67V66H165ZM165 67L163 68V69H165ZM194 67V66H193ZM196 67H194V69L196 68ZM205 66H203L202 67V69L204 68ZM214 67H215V65H214ZM86 68V67H85ZM91 68H92V66H91ZM175 68L177 69V67L175 66ZM175 68H173L174 70H176ZM210 68H208V69H210ZM47 69V68H46ZM74 69V68H73ZM83 69V68H82ZM87 69V68H86ZM94 69V68H93ZM103 69V68H102ZM107 69V68H106ZM152 69H153V67H152ZM155 69V68H154ZM160 69V68H159ZM162 69V68H161ZM160 69V70H161ZM166 69H168V68H166ZM165 69V70H166ZM172 69V68H171ZM205 69V68H204ZM203 69V71H205ZM207 69V68H206ZM207 69V70H208ZM211 69H213V68H211ZM51 70V69H50ZM65 70V69H64ZM104 70V69H103ZM148 70V69H147ZM146 70V71H147ZM157 71H158V69H156ZM159 70V71H160ZM168 70H170V69H168ZM173 70V71H174ZM193 70V69H192ZM48 71V70H47ZM66 71V70H65ZM69 71H70V69H69ZM85 71V70H84ZM90 71V70H89ZM88 71V72H89ZM94 71V70H93ZM145 71V72H146ZM154 72H155V70H153ZM158 71V72H159ZM180 71H184L183 69H177L174 73L176 74V75H166V76H169V77H162V74L161 73H163L162 71L159 73V74H161V77H158L157 76V79L156 80H153V81H149V79H147L148 78V76H146L147 78V81L145 80L144 81V78L143 79H139V80H142V82H143V84L141 83V81L138 83L137 82V84H135V85H133L132 84V86H137V88H138V90H136V91H138L137 93H134V91H129V89H127V88H125V89H127L129 92H127V90H126V94H124L123 92H121L122 94H123V96L122 95H120L121 97H119V95H117L119 98H117L118 99V101L119 102H121V104H122V108H121V110H122V113H123V118H124V120H121L122 122L123 121H125L126 123L127 122H129L128 123V125H129V127L131 128V133L133 134V136L134 135H137V138H136V136H134L136 139V141L137 142H139L140 141V139H144V140H141V142L142 143H147V144H144V146L141 148V146H140V149H138L137 151H135L137 148H139V147H137V148H134V149H131V151L129 152V150L130 149H128V147H127V149H128V152H127V149H126V153L128 154L129 153V158L128 159H124L125 161H123L124 163V165H125V168H127V170L129 169V170H131V169H135L136 170V175L137 174H140V180H139V182H142V181H144V180H146V178H149V180H148V182L146 183V186H149V185H152V183L153 182H160V174H161V171H162V168H163V158H164V152H163V144H164V142H165V137L167 136V135H169V133L170 134H172L171 133V130L169 131V127H168V125L171 123V129L173 130V131H177V133H180L181 135H182V137L184 136V138H189V142H192V140H193V138L195 139V138H198V136H202V137H200L201 139H203L204 137H205V139H206V143H209V139H211V137L213 138V136H211V135H213V134H209L210 135V137L209 138H207V134H206V132L208 131V132H210V133H219L220 132V128H221V126H219V125H217V119H219V118H221L222 117V115H226V117H227V121L229 120V122L231 121L232 123H233V127H232V131H231V134L229 133V131H228V129H225V130H222L223 132L221 133L220 132V135L218 134V135H215V137L216 136H220V139L218 140V141H221L222 143H225L226 144V140H228V139H231V138H234L235 139V141H236V146H237V149L236 150H234V151H236V152H234L235 154L234 155H232L231 156V154L229 155V157L232 159V160H234L235 162L237 161V162H239V161H245L246 160V155H245V152H246V150H251V156H252V159H253V161H255V162H261V161H264L263 160V155H262V153H264V132H263V130H261L250 118H249V115L250 114H248V113H250L251 112V110H249V112H246V113H244L243 111H241V112H243L244 114H242V115H239L238 117H233V118H231L230 116H229V113H230V111L228 112L227 111V109L229 110V105H227L226 107H228V108H224L225 110L223 111V110H218V108L221 106L220 104H219V95H217V93L216 92H219V91H217L218 90V84L216 85V87H217V89H216V92H214L213 91V85H212V87H207V85H205L206 87H207V89L209 88V89H211L210 91H213L214 92V94H212V96L211 95H208V96H210V97H213V101H214V105H212V107L210 108V109H208V110H206V112H203V111H201L200 109H199V111L198 112H194V113H189L188 112V110H186L187 109V107L186 108H184L181 104V107H183L182 109H178V105L177 104H175L174 106L171 104V103H165V106L163 105V107H165V108H162V109H158V110H155V111H152V112H147L146 110H145V108L148 106V105H151V103H153V101L154 100H156V101H167V100H169L171 97H176V96H178V97H181L184 93V91L188 88H191V87H189V82L188 81H186L185 80V76L184 75H181L180 74ZM194 71V70H193ZM202 71V72H203ZM212 71V70H211ZM258 71V70H257ZM75 72V71H74ZM86 72V71H85ZM92 72V71H91ZM106 72V71H105ZM152 72V71H151ZM158 72H156V73H158ZM166 72V71H165ZM167 72H169V73H171L170 71H167ZM192 72V71H191ZM194 72H196V70L194 71ZM202 72L200 73V76H199V74L198 73H196V74H198V78L200 79V81H198V85H201L202 83H203V80L205 79V77H207V75L205 76L204 75V77H203V75H202ZM209 72V71H208ZM226 72V71H225ZM78 73V72H77ZM93 73H95V72H93ZM110 73V72H109ZM147 73H149V72H146V75H147ZM155 73V74H156ZM206 73H207V71H206ZM79 74V73H78ZM89 74V73H88ZM92 74V73H91ZM107 74H108V70H107ZM113 74V73H112ZM117 74V73H116ZM150 74V73H149ZM168 74V73H167ZM173 74V73H172ZM225 74V73H224ZM231 74V73H230ZM96 75V74H95ZM105 75H106V73H105ZM110 75V74H109ZM108 75V76H109ZM114 75V74H113ZM113 75H111L112 77H113ZM151 75H153V73H151ZM188 75V74H187ZM201 75H202V77L204 78V79H202V78H200L201 77ZM212 75H214V74H212ZM211 75V76H212ZM229 75V74H228ZM24 76V77H23ZM78 76H80V75H78ZM86 76V75H85ZM90 76H92V75H90ZM99 76V75H98ZM145 76V75H144ZM209 76V75H208ZM20 77H22L21 79V82H22V88L24 89V91H25V99H26V103L24 102V104L23 103H21V101H19V99H17L16 98V96L14 95V91H15V89H14V87L16 86V83L18 82V80H19V78ZM49 77V76H48ZM80 77H82V76H80ZM93 77V76H92ZM102 77H103V82L104 83H106V84H108V83H110L109 81H110V79H108V77L107 76H104V73H103V75H102ZM110 77V76H109ZM115 77H116V75H115ZM154 77V76H153ZM156 77V76H155ZM178 77H182L181 78V81L182 82H180V79H177ZM213 77V76H212ZM224 77V76H223ZM223 77H222V79H223ZM229 77V76H228ZM227 77V78H228ZM233 77V76H232ZM263 77V76H262ZM77 78V77H76ZM79 78V77H78ZM86 78V77H85ZM120 79L121 80V78H120V76L119 75H117V77H116V80L117 79ZM123 78V77H122ZM152 78V77H151ZM208 78V77H207ZM211 78V77H210ZM226 78V77H225ZM259 78V77H258ZM82 79V78H81ZM100 79H101V77H100ZM99 79V82H101V80ZM193 79V78H192ZM213 79H215V78H213ZM233 79V78H232ZM256 79V78H255ZM51 80V79H50ZM77 80V79H76ZM112 80V79H111ZM115 80V82H117ZM119 80V81H120ZM151 80V79H150ZM194 80V79H193ZM206 80V79H205ZM212 80V79H211ZM216 80V79H215ZM229 80V78L226 80V82ZM230 80H231V78H230ZM229 80V81H230ZM243 80V79H242ZM247 80V79H246ZM257 80V79H256ZM259 80H261V79H259ZM77 81H79L80 82V80L78 79ZM82 81V80H81ZM122 81V80H121ZM194 81H196V80H194ZM207 81V80H206ZM214 81V80H213ZM228 81V82H229ZM245 81V80H244ZM250 81V80H249ZM75 82V81H74ZM78 82V83H79ZM113 82V81H112ZM190 82L192 83V81L190 80ZM84 83V82H83ZM114 83V82H113ZM194 83H196L195 85H197V81L196 82H193V84ZM215 83V82H214ZM221 82L219 81V84H220ZM251 83V82H250ZM260 83V82H259ZM75 84V83H74ZM117 85L118 84V82L117 83H114V85ZM210 84V83H209ZM238 84V83H237ZM258 84V83H257ZM264 84V83H263ZM75 85H78V84H75ZM109 85H111V84H109ZM108 85V86H109ZM113 85V86H114ZM115 85V86H116ZM196 86L195 88H196V90H198L197 88L199 87V86ZM244 85V84H243ZM114 86V87H115ZM119 86H120V84H119ZM171 86H173V88L172 89H170V87ZM191 86V85H190ZM203 86H204V83H203ZM205 86H204V88H205ZM221 87H222V85H220ZM224 86V85H223ZM234 86V85H233ZM116 87H118V86H116ZM115 87V88H116ZM192 87H193V85H192ZM237 87V86H236ZM235 87V88H236ZM246 87V86H245ZM262 87V86H261ZM123 88V89H124ZM136 88V89H137ZM194 88V87H193ZM215 88V87H214ZM234 88V87H233ZM242 88V87H241ZM250 88V87H249ZM248 88V89H249ZM253 88V87H252ZM259 88V87H258ZM18 88L16 87V90H17ZM108 89V88H107ZM114 89V88H113ZM131 89V88H130ZM202 89V91H204L203 90V88H201ZM207 89L205 90V92H203V93H206L207 92ZM251 89V88H250ZM249 89V90H250ZM262 89H264V88H262ZM22 90V89H21ZM184 90V91H183ZM190 90V89H189ZM200 90V89H199ZM232 90V89H231ZM235 90V89H234ZM246 90V89H245ZM23 91V90H22ZM125 91V90H124ZM183 91V92H182ZM210 91L208 90V92L210 93ZM248 91V90H247ZM253 91H255V90H253ZM183 93V94H180V93ZM201 92V91H200ZM244 92V91H243ZM251 90H250V95H251ZM252 93H254V92H252ZM120 94V93H119ZM208 94V93H207ZM211 94V93H210ZM230 94H231V92H230ZM248 94H249V91H248ZM247 94V95H248ZM91 95V94H90ZM180 95V96H179ZM204 95V94H203ZM206 95V94H205ZM199 96V95H198ZM202 96V95H201ZM208 96H206L207 97V99H210V97L208 98ZM231 96H233V95H231ZM249 96V95H248ZM19 97V96H18ZM24 97V96H23ZM234 97V96H233ZM20 98V97H19ZM172 98V99H173ZM202 98V97H201ZM53 99H55V98H53ZM6 100V101H7ZM23 100V99H22ZM56 100H58V99H56ZM233 100V99H232ZM59 101V100H58ZM61 101V100H60ZM169 101H171V99L169 100ZM168 101V102H169ZM188 102V101H187ZM210 102H212V101H210ZM231 102V101H230ZM60 103V102H59ZM62 103V102H61ZM67 103V102H66ZM12 104H14V103H12ZM156 104V103H155ZM183 104V103H182ZM189 104V103H188ZM222 104V103H221ZM230 104V103H229ZM59 105V104H58ZM64 105V104H63ZM62 105V106H63ZM137 105H139L142 109H143V111L140 113V118H142V120H140L139 118H138V116H136V117H134V114L131 112V110H127V109H129L130 108V106L132 107V106H137ZM177 105V106H176ZM220 105V106H219ZM231 105V104H230ZM4 106V105H3ZM106 106V105H105ZM231 106H233V105H231ZM0 107H1V105H0ZM11 107L12 106H10V109H11ZM14 107V106H13ZM59 107V106H58ZM65 107V106H64ZM67 107V106H66ZM65 107V108H66ZM94 108H88L87 110H85V109H79V110H77L76 112H77V114H76V119L74 120V125L75 126H77L79 129L76 131V133L78 134V132H80L78 135H76L75 136V138H76V140H79V141H81V142H83V143H85V145H87L88 147H89V149L90 150H92L93 151V153L95 154V152H97V148H96V145L95 144H93L92 143V139H90L89 137V135L90 134H95V133H97V132H99V131H101V128H104V127H106L107 128V126H109L110 125V123L111 122H113L114 121V118H112V117H110L109 116V114L108 113H106L105 112V110H107L106 109V107H105V109H104V106H102V107H99V105H95V106H93ZM129 107V108H128ZM248 107V106H247ZM51 108V109H50ZM133 108V107H132ZM221 108V107H220ZM4 109V108H3ZM6 109V108H5ZM9 109V110H10ZM58 109V108H57ZM70 109H71V107H70ZM110 109V108H109ZM137 109V108H136ZM185 109V110H184ZM223 109V108H222ZM243 109V108H242ZM76 110V109H75ZM231 110V109H230ZM241 110V109H240ZM245 110H247V108L245 109ZM12 111H14V108H13V110ZM57 111H59V109L57 110ZM17 112V111H16ZM64 112V111H63ZM109 112V111H108ZM241 112H240V114H241ZM110 113V112H109ZM21 114V113H20ZM57 114V113H56ZM64 114V113H63ZM63 114L61 113V111H59V115L61 116V118L63 117ZM108 114V115H107ZM191 114V115H190ZM208 114H211L210 116H211V120L214 118V120L213 121H210L209 119L207 120L206 118L207 117H205L206 115H208ZM150 115H155L156 116V121L155 122H152V123H150V119H149V116ZM181 115H184V116H187L186 118L183 116V119H186V120H190V123H188V124H190V131H189V133H186L187 132V128H186V125H188V124H186V123H184V122H182V120L183 119H181L180 118V116ZM190 115V116H189ZM238 115V114H237ZM75 116V115H74ZM112 116V115H111ZM55 117V116H54ZM132 117H134V119L136 118L137 119V121L136 122H141L142 123V125H136V123H134V120H133V122L132 121H130V118H131V120H132ZM253 117V116H252ZM111 118H112V121H111ZM53 119H55V121L53 122ZM122 119V118H121ZM140 121H139V120ZM151 119H153V118H151ZM205 119L207 120V121H209L208 123L210 124V125H208V123L206 122L205 124L206 125H208L207 127H203L204 126V121H205ZM254 119V118H253ZM155 120V119H154ZM153 120V121H154ZM166 121H170V122H166ZM125 122H123L124 124H125ZM180 122H182V123H180ZM230 122V123H231ZM114 123V122H113ZM140 123V124H141ZM160 123V124H159ZM166 123H167V126H166ZM225 123H227L226 121H225ZM257 123V122H256ZM120 124H121V122H120ZM178 124V125H177ZM203 124V125H202ZM228 124V123H227ZM127 126V125H126ZM212 126V127H211ZM228 127H229V125H227ZM230 126H232V125H230ZM238 126H241V127H244V128H248L250 131H253V133H254V137H255V141L252 143V144H247L246 142H247V138L248 139H250L252 136L248 133V135H250V136H246V134H244V132L246 131V129H245V131H243L242 130V132H241V130L239 129L238 130ZM206 128V129H204V130H207L205 133H203L202 132V130H203V128ZM211 127V128H210ZM224 127V126H223ZM240 127V128H241ZM65 128L67 129V131L65 130ZM225 128V127H224ZM229 129H231L230 127H229ZM81 130H85V132H86V134H89L88 136L85 134V133H82L81 132ZM158 134V139L157 140H155V138H153L152 136H153V134ZM203 133V134H202ZM246 133V132H245ZM131 134V135H132ZM179 134V135H180ZM64 135V134H63ZM68 135H72V134H68ZM138 135H139V137H138ZM173 135V134H172ZM175 135V134H174ZM178 135V136H179ZM180 135V136H181ZM171 135H169V137H170ZM177 136V137H178ZM67 137V136H66ZM141 137H143V138H141ZM172 138V137H171ZM175 138V137H174ZM179 138V137H178ZM199 138V139H200ZM217 138V137H216ZM216 138H214V139H212V141L214 140H216ZM219 138V137H218ZM183 139V138H182ZM241 139H242V141H241ZM252 139V138H251ZM147 140H148V142H147ZM185 140V139H184ZM129 141H131V139L129 140ZM203 141V140H202ZM202 141H201V143H202ZM211 141V140H210ZM226 141V142H225ZM240 141H241V143L243 144V147L240 145ZM249 141V140H248ZM199 142V141H198ZM204 142V141H203ZM229 142H230V140H229ZM129 143H131V142H129ZM140 143V142H139ZM200 143V142H199ZM199 143H197V144H199ZM206 143L204 144L205 146H206ZM132 144V143H131ZM138 144V143H137ZM136 144V145H137ZM157 144H159V148L157 149ZM190 144V143H189ZM195 144V143H194ZM210 144H212V143H209V144H207V146L208 145H210ZM214 144V143H213ZM230 144V143H229ZM232 144H233V142H232ZM128 145H130V144H128ZM219 145H220V143H219ZM218 145V146H219ZM223 144H221L219 147L220 148H222V150H223V152H224V148L226 147H224V146H222ZM105 146L106 145H104V148H105ZM126 146V145H125ZM132 146H134V145H132ZM137 146H139V145H137ZM231 146V145H230ZM235 146V147H236ZM107 147V146H106ZM135 147V146H134ZM190 147H192L191 145H190ZM195 147V146H194ZM210 147V146H209ZM208 147V148H209ZM224 147V148H223ZM228 147V146H227ZM226 147V148H227ZM233 147H234V144H233ZM103 148V149H104ZM214 148V147H213ZM225 148V149H226ZM229 148V147H228ZM196 149V148H195ZM219 149V148H218ZM102 150V149H101ZM106 150H107V148H106ZM193 150V149H192ZM207 150V149H206ZM211 150V149H210ZM216 150H217V148H216ZM110 151V150H109ZM125 151V150H124ZM202 151V150H201ZM228 151V150H227ZM226 151V152H227ZM230 151V150H229ZM122 152V151H121ZM120 152V153H121ZM219 152V151H218ZM225 152V153H226ZM196 153V152H195ZM224 153V155H226ZM123 154V153H122ZM198 155V154H197ZM223 155V154H222ZM125 156V155H124ZM126 156H128V155H126ZM263 156V157H262ZM66 157V156H65ZM224 157V156H223ZM222 157V158H223ZM122 158H124V157H122ZM121 158V159H122ZM149 158H152V159H154V161L153 160H149ZM130 159H132V161L130 160ZM226 159H229V158H226ZM260 159V160H259ZM231 160V161H232ZM98 161H99V159H98ZM134 161V162H133ZM230 161V160H229ZM252 162V161H251ZM78 163V162H77ZM248 163V162H247ZM264 163V162H263ZM68 165V164H67ZM234 166V165H233ZM248 166V165H247ZM258 166V165H257ZM262 166V165H261ZM249 167H251L250 165H249ZM255 167V166H254ZM116 168V167H115ZM118 168V167H117ZM123 168H124V166H123ZM165 168V167H164ZM263 168V167H262ZM120 169V168H119ZM235 169H236V167H235ZM234 169V170H235ZM252 169V168H251ZM250 169V170H251ZM264 169V168H263ZM262 169V170H263ZM128 170V171H129ZM249 170V171H250ZM261 170V169H260ZM114 171V170H113ZM124 171H125V169H124ZM132 171V170H131ZM264 171V170H263ZM79 172V171H78ZM121 172V171H120ZM133 172V171H132ZM131 172V173H132ZM82 173V172H81ZM252 173V172H251ZM256 173V172H255ZM258 173V172H257ZM119 174V173H118ZM123 174H124V172H123ZM132 174H134V173H132ZM114 175V174H113ZM115 175H117V174H115ZM135 175V174H134ZM253 175H254V173H253ZM62 176V175H61ZM81 176V175H80ZM79 176V177H80ZM129 176V175H128ZM133 175H131V177H132ZM149 176V177H148ZM116 177V176H115ZM63 180V179H62ZM131 180H134V177H133V179H131ZM142 180V181H141ZM165 180V179H164ZM75 181V180H74ZM78 183L80 182V181H77ZM77 182H76V184H77ZM137 182H138V180H137ZM65 183V182H64ZM63 183V184H64ZM74 183V182H73ZM83 183V182H82ZM115 183V182H114ZM134 183H136L135 181H134ZM75 184V185H76ZM80 184V183H79ZM176 184V183H175ZM74 185V186H75ZM91 185V184H90ZM73 186V185H72ZM145 186V185H144ZM106 187V186H105ZM120 187V186H119ZM118 187V188H119ZM162 187H163V191L164 192H169V189H167L166 187H164L163 185H162ZM245 187V186H244ZM75 188H77V187H75ZM137 188V187H136ZM144 188V187H143ZM142 186L141 187H139L138 189H137V191H136V193H134V194H132L131 196H128V197H126V196H118L117 197V199L116 198H114L115 200H114V202H113V200L110 202V203H114V208H115V206L116 205H118V204H122V203H124L125 201H127L129 198H131L132 196H135V195H137V194H139V196L141 197L142 195L144 196V192H141L142 191ZM104 190H106V189H104ZM108 190H109V188H108ZM107 190V192H109L110 193V191H108ZM117 190V189H116ZM115 190V191H116ZM122 190V189H121ZM149 190V189H148ZM112 191V190H111ZM123 191V190H122ZM154 192V191H153ZM249 192V191H248ZM93 193V192H92ZM104 193H106V192H104ZM112 193V192H111ZM147 193V192H146ZM151 193V192H150ZM247 193V192H246ZM250 193V192H249ZM264 193V192H263ZM120 194V193H119ZM118 194V195H119ZM154 194V193H153ZM173 194L175 195V196H179L181 199H183L184 200V196L181 194V193H177V192H173ZM196 194V193H195ZM253 194V193H252ZM251 194V195H252ZM77 195H78V198H77V202H76V206H75V208H74V215H75V218H76V222H77V225H80V221H82L81 219H82V216H83V211H82V203H81V194H80V192H77ZM101 195V194H100ZM108 195V194H107ZM113 195V194H112ZM112 195H109V196H112ZM117 195V194H116ZM249 195V194H248ZM259 195V194H258ZM108 196V198H110ZM115 196V195H114ZM146 196V195H145ZM158 195H156V197H157ZM102 197V196H101ZM147 197H149V198H151V199H153V195L151 194L150 196H148L147 195ZM198 197V196H197ZM263 197V196H262ZM106 197L104 196V199H105ZM162 198V197H161ZM166 198H167V196H166ZM175 198V197H174ZM137 199H138V196H137ZM163 199V198H162ZM200 199V198H199ZM198 199V200H199ZM111 200V199H110ZM150 200V199H149ZM159 200H161V199H159ZM165 200V199H164ZM163 200V201H164ZM167 200V199H166ZM170 200V199H169ZM263 200V199H262ZM104 201V200H103ZM107 201V203H108V200H106ZM143 201V200H142ZM157 201H158V199H157ZM156 201V202H157ZM162 201V202H163ZM168 201V200H167ZM151 202H152V200H151ZM150 202V203H151ZM198 202H200V201H198ZM106 203V202H105ZM104 203V204H105ZM131 203V202H130ZM133 203H134V201H133ZM139 203V202H138ZM167 203V202H166ZM184 203H185V210H186V215H187V219L189 220V227H191V230L189 229V239H188V249H189V255H188V257L186 258L185 257V252L183 251V249H184V243H183V240H180V238H179V236H177V235H175L174 233H176L177 231H176V229L177 228H175L176 226H174L173 224H171L172 223V221H167L170 225L169 226H164V227H162V225H161V222L160 221H156V222H154V226H153V228H151V230L149 229V231H147L148 229H147V225L148 224H145V225H143V224H140V223H133V224H131L130 225V227L132 226L133 228L134 227H136L137 229H138V231L140 232V234L142 235V234H146L147 233V237H145L144 235H142L144 238H145V242H144V244L140 247V252H138L137 253V251L136 252H131V250L130 251H128L127 252V254L125 253V255H121V254H119V251L116 253L115 252V250H113L114 252L112 253V250H111V253L110 252H108V251H105V247L103 248V249H98V248H95L96 246H94V245H96L95 244V239H97L96 237H97V235H98V233H94V234H92L89 238H87L88 239V245H87V247H86V249H85V251H86V253H84V251H83V257H81V258H79L78 259V256H73V255H70L69 256V258H67L68 259V263H78V262H80L81 261V264H84L86 261H87V259L86 258H91L90 256H91V251H90V249L92 248V247H94L95 248V251L96 250H100L99 252L97 251V252H95V254L93 253V250H92V255H93V257L92 258H94L95 259V261H94V259H92L93 261H94V263L93 264H196V261L198 262L199 260H200V257L201 256H207L208 254L210 255H212V252L214 251V245H213V247H212V245H211V241L212 242H214L216 245H218V246H222L223 248L225 247V248H227L226 247V245H225V243H224V239L222 240V239H220L219 237H217L216 235H213L212 233H210V232H203L202 230L203 229H201V230H199L198 229V227L196 226V220H195V222H194V218H193V216H192V210H191V207H190V205L186 202V201H184ZM143 204V203H142ZM161 204V203H160ZM84 205V204H83ZM98 205V204H97ZM146 205V204H145ZM151 205V204H150ZM164 205V204H163ZM177 205V204H176ZM101 206V205H100ZM109 206H110V204H109ZM126 206V205H125ZM148 206V205H147ZM147 206H146V208H147ZM165 206V205H164ZM167 206V205H166ZM173 206V205H172ZM112 207V208H113ZM144 207V206H143ZM150 207V206H149ZM154 207V206H153ZM155 207H156V205H155ZM181 207V206H180ZM91 208V207H90ZM151 208V207H150ZM159 208V207H158ZM172 208V207H171ZM171 208H169V209H171ZM173 208H174V206H173ZM173 208H172V210H173ZM242 208V207H241ZM110 209V208H109ZM163 209V208H162ZM108 210V209H107ZM112 210V209H111ZM150 210V209H149ZM177 210V209H176ZM95 211V210H94ZM154 211V210H153ZM227 211H228V209H227ZM243 211V210H242ZM241 211V213H239L238 211H237V213H239L238 215H240V217L242 218V216H245L244 215V212H242ZM111 212V211H110ZM118 212V211H117ZM176 212H178V211H175L174 213H176ZM225 212V211H224ZM68 213V212H67ZM92 213V212H91ZM114 213H116V212H114ZM159 213V212H158ZM173 213V212H172ZM245 213H246V211H245ZM248 213V212H247ZM145 214V213H144ZM153 214H155V212L153 213ZM163 214V213H162ZM161 214V215H162ZM165 214V213H164ZM163 214V215H164ZM114 215V214H113ZM158 215V214H157ZM217 215V214H216ZM151 216H152V214H151ZM155 216V215H154ZM159 216V215H158ZM225 216V215H224ZM84 217V216H83ZM110 217V216H109ZM108 217V218H109ZM229 217V216H228ZM233 217V216H232ZM239 217V216H238ZM105 218H106V216H105ZM114 218H115V216H114ZM117 216H116V220H117ZM160 218V217H159ZM168 218V217H167ZM178 218V217H177ZM225 218V217H224ZM227 218V217H226ZM235 218V217H234ZM240 218V219H241ZM247 218H248V216H247ZM120 219V218H119ZM149 219V218H148ZM229 219H230V217H229ZM238 219V218H237ZM101 220V219H100ZM154 220V219H153ZM161 220V219H160ZM166 220V219H165ZM174 220V219H173ZM183 220V219H182ZM220 220V219H219ZM219 220H218V222H219ZM222 220V219H221ZM220 220V221H221ZM224 220V219H223ZM226 220V219H225ZM231 220H233V219H231ZM239 220V219H238ZM244 220V219H243ZM253 220V219H252ZM105 221V220H104ZM121 221H122V219H121ZM175 221V220H174ZM230 221V220H229ZM228 221V222H229ZM106 222H107V220H106ZM113 222V219H111V221H109L108 223H109V225H110V227H109V229L110 230H108L111 234H115V236L117 235V236H119L120 234V232L121 231H124V229L122 230L121 228H119V227H117V226H115V224H113L112 223ZM115 222V221H114ZM176 222V221H175ZM217 222V221H216ZM215 222V223H216ZM224 222H226V221H224ZM231 222V221H230ZM247 222V221H246ZM250 222V221H249ZM104 223V222H103ZM122 223V222H121ZM168 223H165V224H168ZM222 223V222H221ZM234 223H235V221H234ZM233 223V224H234ZM253 223V222H252ZM204 224H206V223H204ZM214 224V223H213ZM212 223H210V225H213ZM232 224V225H233ZM236 224V223H235ZM240 224V223H239ZM105 225V224H104ZM108 225V226H109ZM208 225V224H207ZM217 225V224H216ZM225 226H226V224H224ZM231 225V226H232ZM83 226V225H82ZM88 226V225H87ZM102 226V225H101ZM150 226H151V224H150ZM200 226V225H199ZM224 226V227H225ZM235 226V225H234ZM237 226V225H236ZM239 226V225H238ZM237 226V227H238ZM245 226H246V224H245ZM100 227V226H99ZM126 227V226H125ZM181 227V226H180ZM200 227H202V224H201V226ZM206 227V226H205ZM216 227V226H215ZM217 227H218V225H217ZM216 227V228H217ZM220 227V226H219ZM222 227V226H221ZM220 227V228H221ZM233 227V226H232ZM92 228V227H91ZM107 228V227H106ZM150 228V227H149ZM220 228H217L218 230L220 229ZM229 228V227H228ZM234 228V227H233ZM239 228V227H238ZM80 229H81V227L80 226H77V235H78V237L81 235L80 234ZM86 229H88V227L86 228ZM86 229H85V231H86ZM100 229H102V228H100ZM178 229H179V227H178ZM230 229V228H229ZM235 229V228H234ZM82 230V229H81ZM126 230V229H125ZM207 230V229H206ZM221 230V229H220ZM240 230V229H239ZM88 231V230H87ZM106 231V230H105ZM107 231V232H108ZM176 231V232H175ZM210 231V230H209ZM232 231H233V229H232ZM91 232V231H90ZM99 232V231H98ZM213 232V231H212ZM226 232H228V231H226ZM225 232V233H226ZM230 232V231H229ZM245 232V231H244ZM88 233H89V231H88ZM196 233H200V234H198V237H197V235H196ZM221 234L223 233V234H225L224 232H220ZM248 233V232H247ZM86 234H87V232H86ZM102 234V233H101ZM132 234V233H131ZM130 234V235H131ZM186 234H187V232H186ZM229 234V233H228ZM87 235H89V234H87ZM128 235V234H127ZM129 235V236H130ZM196 236L198 239V241L200 242L199 244L200 245H198V246H195L194 248L195 249H193V247H192V240H191V237L192 236ZM218 235V234H217ZM250 235V234H249ZM85 236V235H84ZM112 236V235H111ZM114 236V237H115ZM142 236L140 237L139 235H136V234H133V235H131L130 236V238H128V239H126L127 241V243H128V245L129 244H133V243H137V242H140L143 238H142ZM220 236V235H219ZM247 236V235H246ZM251 236H253V234L251 235ZM81 237V236H80ZM87 237V236H86ZM180 237H181V235H180ZM227 237H229V236H227ZM237 237V236H236ZM82 238V237H81ZM111 238V237H110ZM142 238V239H141ZM104 239V238H103ZM103 239L101 240V242L103 241ZM81 240V239H80ZM85 240V239H84ZM120 240V239H119ZM196 240V241H197ZM248 240H250V237H249V239ZM247 240V241H248ZM77 241H79L78 239H77ZM106 241V240H105ZM115 241V240H114ZM195 241V240H194ZM239 241V240H238ZM83 242V241H82ZM186 242V241H185ZM243 242H244V240H243ZM99 243V242H98ZM110 243V242H109ZM116 243H118V241L116 242ZM178 245V247L176 248V244ZM194 243V242H193ZM196 243H198V242H196ZM227 243V242H226ZM234 243V242H233ZM79 244H81L80 242H79ZM78 244V245H79ZM101 244V243H100ZM115 244V243H114ZM122 245V242H120L119 244H117V245ZM131 244V245H132ZM236 244V249H235V251L233 252V255H231V256H235L236 254H238V255H236V257H232L230 260H231V262H229V261H227V259L229 258L228 256L230 255V253H229V255H227L226 257L225 256H223V257H225V259H226V261H224L225 263H223V264H235L236 262H238V264L239 263H241L240 261H242V264H264V250H261V253H259L258 255H251V253H253V252H247V250L245 251V250H243L242 248H245V247H241V244H239L238 242H236V243H234L233 245H235ZM243 244V243H242ZM245 244H246V242H245ZM248 244H250V243H248ZM77 245V246H78ZM86 245V244H85ZM98 245V244H97ZM102 245V244H101ZM126 245V244H125ZM195 245V244H194ZM232 245V244H231ZM80 246V245H79ZM100 246V245H99ZM107 246V245H106ZM115 246V245H114ZM124 246V245H123ZM122 246V247H123ZM175 246V247H174ZM187 246V245H186ZM83 247V246H82ZM85 247V246H84ZM112 247H113V244H112ZM111 247V249H113ZM117 247V246H116ZM121 247V248H122ZM235 247V246H234ZM241 247V248H240ZM212 248H214V249H212ZM217 248V247H216ZM124 249V251H126L125 250V248H123ZM175 249V250H174ZM233 249V248H232ZM231 249V250H232ZM251 249V248H250ZM254 249V248H253ZM264 249V248H263ZM78 250V249H77ZM102 250V251H101ZM133 250V249H132ZM135 250V249H134ZM195 250V251H194ZM234 250V249H233ZM81 251V250H80ZM79 251V252H80ZM216 251V250H215ZM222 251V250H221ZM220 251V252H221ZM263 251V252H262ZM211 252V253H210ZM228 252V251H227ZM259 252H260V250H259ZM120 253H122V252H120ZM205 253H206V255H205ZM208 253V254H207ZM235 253V254H234ZM257 253V252H256ZM77 254H79V253H77ZM55 255V254H54ZM222 255H224L223 253H222ZM50 256V255H49ZM55 256H57V255H55ZM67 256H68V254H67ZM256 256V258H254ZM48 257V256H47ZM54 257V256H53ZM58 257V256H57ZM208 257V256H207ZM211 258V257H210ZM234 258H237L236 260L237 261H235L234 260ZM55 259H57V258H54V260ZM215 259V258H214ZM217 260H218V258H216ZM232 259H233V261H232ZM54 260H53V258H52V256L51 257H48V260L46 261V264H53V263H55L54 262ZM91 260V261H92ZM89 261V260H88ZM87 261V262H88ZM90 261V262H91ZM64 262V261H63ZM86 262V263H87ZM67 263V264H68ZM218 263H220L219 261H218ZM222 263V262H221ZM66 264V263H65ZM79 264V263H78ZM91 264V263H90ZM237 264V263H236Z\"/></svg>",
    "mask_w": 264,
    "mask_h": 264
}]
</instances>
